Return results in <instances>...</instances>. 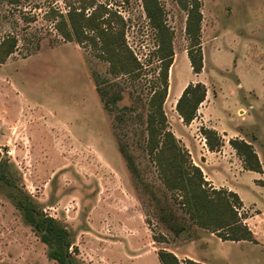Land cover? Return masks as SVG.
<instances>
[{
  "label": "rangeland",
  "instance_id": "1",
  "mask_svg": "<svg viewBox=\"0 0 264 264\" xmlns=\"http://www.w3.org/2000/svg\"><path fill=\"white\" fill-rule=\"evenodd\" d=\"M92 1L124 18L126 42L145 65L139 82L111 76L106 63L64 41L45 17L65 14L80 0H0V41L17 40L0 64V164L8 182L0 184V264H56L15 208L16 188L65 227L78 264H159V247L179 260L216 255L218 264L223 258L264 264V0H201L199 75L187 59L186 13L175 0H159L174 34L168 129L194 165L203 166L206 153L217 189L239 196L240 214L259 240L251 245L190 226L164 191L145 152L144 114L156 65H147L154 41L141 0ZM191 82L203 83L206 97L185 125L175 104ZM201 127L215 130L223 146L234 138L250 143L262 176L245 171L229 143L207 153ZM169 210L188 226L179 236L161 219ZM153 234L166 243L153 242Z\"/></svg>",
  "mask_w": 264,
  "mask_h": 264
},
{
  "label": "trees",
  "instance_id": "2",
  "mask_svg": "<svg viewBox=\"0 0 264 264\" xmlns=\"http://www.w3.org/2000/svg\"><path fill=\"white\" fill-rule=\"evenodd\" d=\"M175 1L186 13L187 59L192 73L199 75L203 69L201 0ZM141 4L154 41L147 65H156V74L149 80L144 114L145 152L154 164L164 191L190 226L214 234L224 242L256 243L253 232L245 222L246 218L240 214L243 204L239 196L228 189H216L206 181L202 170L192 163L189 153L168 129L164 104L169 89V70L175 55L174 34L166 23L164 8L159 0H141ZM67 7L65 14L55 13L51 17L50 11L45 15L47 19L54 20V29L64 41L88 48L96 58L108 65V73L114 78L126 77L136 83L146 77L145 65L126 42V23L118 11L92 0H80L78 5L69 4ZM16 47L15 37L8 35L0 41V64L15 52ZM116 97L112 94L114 102ZM205 97L206 88L201 82H191L182 90L175 110L183 124L189 125L196 118ZM200 133L209 152H218L223 146L222 138L215 130L201 127ZM228 143L245 171L262 173L261 162L250 143L238 138L230 139ZM124 157L132 169L130 158ZM4 167L6 164H0V184L8 185ZM16 191L14 206L46 246L48 259L56 264H78L72 252L76 249L65 227L39 211L27 194L17 188ZM167 213L168 218L162 217V221L168 230L179 236L188 226L178 223L180 217L175 211L169 210ZM152 239L155 243H166L162 234H153ZM156 254L159 264H203L192 259L179 260L173 252L163 247H159Z\"/></svg>",
  "mask_w": 264,
  "mask_h": 264
},
{
  "label": "crops",
  "instance_id": "3",
  "mask_svg": "<svg viewBox=\"0 0 264 264\" xmlns=\"http://www.w3.org/2000/svg\"><path fill=\"white\" fill-rule=\"evenodd\" d=\"M225 143V145L224 146H222L221 147V149L223 148V149H225V147L227 146V144H228V141L227 142H224ZM207 153H209L210 154V152L209 151H207ZM219 153H220V151H219ZM202 157L204 158V159H206V161H205V164L203 163V166H200V168H201V170L202 171H204V167H205V169H208L209 170V172L207 171V173L209 174V176H208V178H206L205 177V180L206 181H208L214 188H216L217 189V186H216V184H215V182L213 181V177L210 175V172H212L213 170H214V166H206L207 165V156H206V153H203L202 154ZM205 165V166H204ZM205 173V172H204ZM259 174V173H258ZM261 176H262V174H261ZM211 181V182H210ZM263 181V180H262ZM225 189H228V190H230V188H225ZM245 222H246V219H245ZM248 225V224H247ZM251 230V229H250ZM252 231V230H251ZM253 232V231H252ZM253 234H255L254 232H253ZM256 239V242L257 241H259L258 240V238H255ZM239 244H248V245H251V243H248V242H238ZM260 245V244H259ZM198 257L196 258V259H194V258H190V259H192V260H194V261H197V262H201V263H203V264H218V260H217V258H216V255L215 256H213V255H210L209 257H203L202 255H197ZM222 264H231V261L230 260H227V259H224L223 258V260H222Z\"/></svg>",
  "mask_w": 264,
  "mask_h": 264
}]
</instances>
